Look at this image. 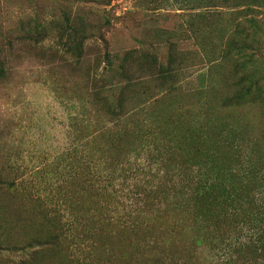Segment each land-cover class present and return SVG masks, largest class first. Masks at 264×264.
Segmentation results:
<instances>
[{
	"label": "rangeland",
	"instance_id": "rangeland-1",
	"mask_svg": "<svg viewBox=\"0 0 264 264\" xmlns=\"http://www.w3.org/2000/svg\"><path fill=\"white\" fill-rule=\"evenodd\" d=\"M263 125L264 0H0V264H226L193 192Z\"/></svg>",
	"mask_w": 264,
	"mask_h": 264
},
{
	"label": "trees",
	"instance_id": "trees-1",
	"mask_svg": "<svg viewBox=\"0 0 264 264\" xmlns=\"http://www.w3.org/2000/svg\"><path fill=\"white\" fill-rule=\"evenodd\" d=\"M246 48H251V45H245L244 49ZM132 111L133 109H131L127 115L129 116V114H131L133 116ZM225 127L230 128L227 131L228 133L230 130L235 133L237 129H240L244 134L247 131L241 124L234 125L231 123V125H229V123L226 122ZM262 129L264 130V125ZM262 138L264 140L263 136ZM256 139L257 138H253L250 142L247 140L243 141L240 138L237 141L234 139H231L230 142V139L225 141L228 142L233 154L232 156L236 158L237 163L244 161L243 169L238 173L232 174L237 176L240 187L236 190H229L225 181L227 178L225 180L221 179V170H219L215 172L214 175L203 180V182L196 187L195 192H193L195 200H198V202L196 201V203L193 204V207H196L198 211L200 201L207 200V211H209L205 213L200 211L193 213L194 229L202 230L205 234V238H210L213 241V247L217 249L218 257L225 260L226 264L242 262V260H244V263L242 262L243 264H264V205L262 204L264 201L262 197H260L262 189L260 187H256V189L254 188L252 190L248 189L249 186L264 181L262 171L255 170L256 164L254 161L258 163L261 158L259 155L261 145L256 150V146L258 145L255 142ZM218 142H220V140H218ZM235 145L236 148L233 149L232 146ZM246 149L251 151H248L249 155H244ZM262 161L264 162V158ZM231 169L232 168H229L227 170ZM122 171L123 174L126 175V169L122 168ZM215 175L217 176L214 177ZM137 191L138 190H135L134 192V189L127 190L124 196L128 195L127 202L129 204L123 203V205H121L119 203L120 199H118L117 203L122 206V209L116 206L114 209V216L112 218L107 216L109 219L104 218L103 220L105 222L113 220L121 221L123 225L130 226L123 228L131 229L128 230L129 233H132L131 235H139L140 226L138 227L139 224L137 221L142 217L143 211L141 209L143 205L146 206V202L144 204V201H142L143 199L140 197L142 192ZM118 197L120 198V196ZM147 198H149V195ZM150 204L153 205L152 202ZM218 205L222 207V212L223 209L228 210V208H230V210L223 213L218 212L215 208V206ZM97 219L101 221L100 217ZM231 223L236 224L234 227H231L232 233L227 232L226 229H222L225 224L231 226ZM254 254L257 256L245 259L246 256L250 257Z\"/></svg>",
	"mask_w": 264,
	"mask_h": 264
}]
</instances>
